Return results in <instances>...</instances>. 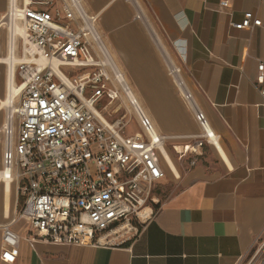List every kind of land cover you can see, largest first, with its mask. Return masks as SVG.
<instances>
[{"label": "crops", "instance_id": "0c3cea01", "mask_svg": "<svg viewBox=\"0 0 264 264\" xmlns=\"http://www.w3.org/2000/svg\"><path fill=\"white\" fill-rule=\"evenodd\" d=\"M84 2L98 14L100 30L157 130L197 133L160 50L130 6L124 0ZM142 2L219 134L218 148L205 144L180 157L189 140L166 142L179 173L169 172L163 160L166 174L154 187L152 214L131 240L117 246L30 240L27 223L18 220L11 225L20 237L18 256L13 263L0 256V264H264V98L256 83L264 28L233 26L246 12L264 20V0ZM130 126V132L137 129ZM11 190L7 208L0 188V225L18 210L13 185Z\"/></svg>", "mask_w": 264, "mask_h": 264}, {"label": "built area", "instance_id": "2783aa9c", "mask_svg": "<svg viewBox=\"0 0 264 264\" xmlns=\"http://www.w3.org/2000/svg\"><path fill=\"white\" fill-rule=\"evenodd\" d=\"M10 1L25 33L13 80L18 94L0 130V175L1 184L13 185L23 203L0 225L1 259L13 263L18 256L20 237L11 227L18 220L27 223L30 240L123 244L152 214L154 187L166 174V142L189 140L178 152L182 157L205 144L218 148L219 134L183 68L157 38L142 0L124 1L160 50L198 125L195 134L157 130L101 32L98 14L84 0ZM4 24L0 16V28ZM233 26L264 28V20L246 12ZM256 83L264 98L263 61L257 64ZM134 124L137 129L130 132Z\"/></svg>", "mask_w": 264, "mask_h": 264}, {"label": "bare ground", "instance_id": "6f19581e", "mask_svg": "<svg viewBox=\"0 0 264 264\" xmlns=\"http://www.w3.org/2000/svg\"><path fill=\"white\" fill-rule=\"evenodd\" d=\"M7 3H8L7 4L8 5L7 6V9H8L7 12L4 15H0L3 20L7 18V21L5 22V24L7 25V29L9 31L7 53L5 55H0V65L7 66L5 93H4L3 97L0 96V111L3 108L7 109V107L9 108L10 106H13V104L16 101L18 89L14 85L13 80L15 77L16 65L20 60V57L18 55V40L20 38L24 37V33H25V29L21 25L22 23L19 20H17V18L14 15L13 9L16 6H14L10 0H7ZM150 24H151V27L153 28L154 32L156 33V36L159 39L160 43L163 45V42H162L157 30L153 26L151 20H150ZM162 158H163L169 172L174 173L175 175H178L179 172L177 171V168H176L171 156L164 149H163V157ZM0 186H1L2 193L5 196L6 207H7L9 204V201L11 199V196H12V192H11L12 190H11V186L8 183H6L5 186L1 185V175H0ZM144 212L146 213V217H147L148 214L150 213V209L147 208L144 210ZM143 218H145L144 215H143Z\"/></svg>", "mask_w": 264, "mask_h": 264}, {"label": "rangeland", "instance_id": "374dc122", "mask_svg": "<svg viewBox=\"0 0 264 264\" xmlns=\"http://www.w3.org/2000/svg\"><path fill=\"white\" fill-rule=\"evenodd\" d=\"M7 4H8L7 0H0V15H4L7 12V10H8L7 9V6H8ZM6 21H7V18L4 19V22H6ZM21 25L23 26V24H21ZM8 38H9V31L7 29V25L4 24L0 28V55H5L7 53ZM20 44H21V38L18 40V50L20 48ZM6 71H7V66L0 65V96L1 97H3L4 93H5ZM5 112H6V108H3L0 111V130H1L2 123L4 121ZM128 129L130 131V129H132V127L130 126ZM1 151H2V145H1V133H0V160H1ZM175 159H176L177 164H179V162H181L178 156H175ZM0 188H1V186H0ZM22 203H23L22 199L19 198L18 209L22 206Z\"/></svg>", "mask_w": 264, "mask_h": 264}]
</instances>
